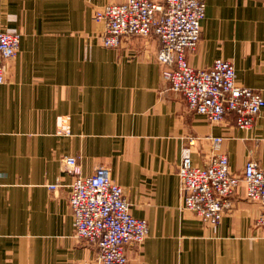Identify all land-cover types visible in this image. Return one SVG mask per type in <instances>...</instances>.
Returning <instances> with one entry per match:
<instances>
[{"label":"crops","instance_id":"obj_1","mask_svg":"<svg viewBox=\"0 0 264 264\" xmlns=\"http://www.w3.org/2000/svg\"><path fill=\"white\" fill-rule=\"evenodd\" d=\"M125 1L0 0V30L22 34L0 85V264H98L97 245L76 234L69 156L83 176L108 167L132 213L148 221L144 243L127 247L129 264H264L261 207L245 184L212 227L181 210L178 175L187 153L209 164L214 138L237 176L249 160L264 167V108L249 131L234 114L213 124L169 89L156 35L104 47L95 12ZM205 3L189 63L228 60L238 83L264 96V0Z\"/></svg>","mask_w":264,"mask_h":264},{"label":"built area","instance_id":"obj_2","mask_svg":"<svg viewBox=\"0 0 264 264\" xmlns=\"http://www.w3.org/2000/svg\"><path fill=\"white\" fill-rule=\"evenodd\" d=\"M205 18V0H126L107 4L95 14L96 21L105 23L104 47L117 49L125 37L156 35L160 42L157 61L169 89L211 123H221L234 114L238 128L249 131L264 108V96L241 86L228 60L217 59L206 69H195L189 63V54L201 41ZM21 41V33L0 30V85L6 83L7 62L17 55ZM223 141L213 139V155L204 167L195 166L190 153L183 156L178 169L181 210L217 227L232 209V197L242 182L246 197L261 207L256 227L264 236V167L249 160L243 175L237 176L228 156L220 152ZM64 162L66 172L74 176L69 203L77 236L97 245L98 264H129L127 247L144 243L148 221L132 213L124 188L113 180L108 167L100 166L91 176H83L76 157L69 156ZM58 186L60 182L49 188Z\"/></svg>","mask_w":264,"mask_h":264},{"label":"rangeland","instance_id":"obj_3","mask_svg":"<svg viewBox=\"0 0 264 264\" xmlns=\"http://www.w3.org/2000/svg\"><path fill=\"white\" fill-rule=\"evenodd\" d=\"M155 1H156V0H155ZM158 1L161 2L162 0H158ZM111 4H113V3H111ZM105 6H106V5H105ZM102 8H103V7H102ZM100 9H101V8H100ZM100 9H98V10H100ZM98 10H97V11H98ZM97 11H96V12H97ZM96 12H95V14H96ZM94 18H95V15H94ZM95 20H96V19H95ZM103 35H104V34H102V35L99 36V38H98L101 42H102V37H103ZM110 49H112V48H110ZM56 184H57V183H56ZM56 184H51V185H56ZM49 186H50V185H49ZM49 189H50V188H49Z\"/></svg>","mask_w":264,"mask_h":264}]
</instances>
